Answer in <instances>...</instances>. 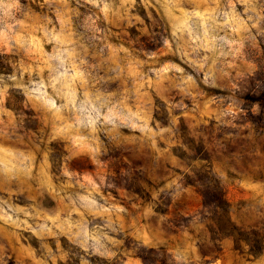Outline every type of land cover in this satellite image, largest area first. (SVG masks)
Masks as SVG:
<instances>
[{
  "label": "clouds",
  "instance_id": "9594fccd",
  "mask_svg": "<svg viewBox=\"0 0 264 264\" xmlns=\"http://www.w3.org/2000/svg\"><path fill=\"white\" fill-rule=\"evenodd\" d=\"M0 264H264V0H0Z\"/></svg>",
  "mask_w": 264,
  "mask_h": 264
}]
</instances>
